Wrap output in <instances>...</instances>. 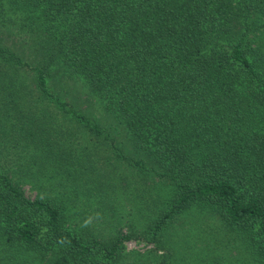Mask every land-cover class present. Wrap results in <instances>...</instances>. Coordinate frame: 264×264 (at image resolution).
Returning a JSON list of instances; mask_svg holds the SVG:
<instances>
[{"label":"trees","instance_id":"trees-1","mask_svg":"<svg viewBox=\"0 0 264 264\" xmlns=\"http://www.w3.org/2000/svg\"><path fill=\"white\" fill-rule=\"evenodd\" d=\"M1 30L34 56L0 41V264H264V0H0Z\"/></svg>","mask_w":264,"mask_h":264},{"label":"rangeland","instance_id":"rangeland-1","mask_svg":"<svg viewBox=\"0 0 264 264\" xmlns=\"http://www.w3.org/2000/svg\"><path fill=\"white\" fill-rule=\"evenodd\" d=\"M0 41L2 43H4V45H7V46L12 47L13 49L17 50L23 56V58H25V59H29V58L33 59V56H34L33 50L30 49L29 45H25L27 43L25 42V39L22 38L20 35H13L10 32H6V31L1 30L0 31ZM58 81H60V80H57V82ZM52 82H53L54 85H57L54 80H50L49 86L54 87L52 85ZM30 88H35L33 82L31 83ZM54 91H56V92L60 91L59 85L56 86V89ZM62 93L65 94L64 92H62ZM85 99L86 98L83 95L81 100H85ZM63 100L65 102H67V103H71L72 102V100H71V98L69 96H65ZM53 107H54V104L52 103V108L51 109L55 108V107L54 108ZM86 107L87 106H84L83 108L85 109ZM99 113H100V111H99ZM98 116L105 117V115H103V113H100ZM106 118H107V115H106ZM106 121L109 124V127L112 130V134L116 137L117 141L118 142L122 141L123 140V136L121 135V130L120 129L114 130L113 121L111 119L108 120V118H107ZM66 124H68V123L66 122ZM68 126H73V125L69 124ZM11 153H13V152L11 151ZM4 154H6V152H4ZM106 155L107 156H109V155L112 156V153L106 150ZM0 158H1V161H5L6 160L4 155L0 156ZM10 159L12 161L7 160L8 163L11 166H14V164H16V162H17V161H15L16 159L13 156H11V155H10ZM25 192H26V196L31 198V199H35L36 196L38 195V190L32 189V187L30 185H26L25 186ZM102 224L98 227V229L104 235H107V233H109L110 230L113 227H115L114 224L109 225V226H105V224H103V225ZM123 229H124V232H128V229H126L125 227ZM125 244H126L127 250H129V251H139V252H142V253L145 252L148 249H152L153 248V246L148 244L147 241L144 240V239H136V238L134 239L133 238L132 240L127 241Z\"/></svg>","mask_w":264,"mask_h":264}]
</instances>
